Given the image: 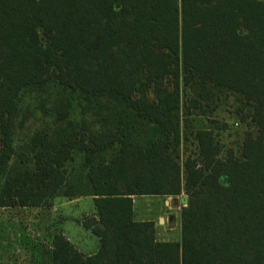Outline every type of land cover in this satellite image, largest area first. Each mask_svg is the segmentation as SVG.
<instances>
[{"label": "trees", "instance_id": "16d2710c", "mask_svg": "<svg viewBox=\"0 0 264 264\" xmlns=\"http://www.w3.org/2000/svg\"><path fill=\"white\" fill-rule=\"evenodd\" d=\"M50 81L109 109L115 126L59 129L13 175L19 97ZM183 84L241 104L239 155L223 159L200 129L198 157L180 163ZM75 151L88 171L71 180ZM1 180L0 208L93 197L82 225L98 252L58 231L49 264H264V0H0ZM183 193L180 242L135 220L134 197Z\"/></svg>", "mask_w": 264, "mask_h": 264}, {"label": "rangeland", "instance_id": "374dc122", "mask_svg": "<svg viewBox=\"0 0 264 264\" xmlns=\"http://www.w3.org/2000/svg\"><path fill=\"white\" fill-rule=\"evenodd\" d=\"M193 99H198L197 107L189 109ZM240 103L231 95L215 93L207 99L206 94L181 86V147L180 163L187 158L198 157L194 134L197 130L208 129L221 145V157L226 158L230 151L239 155V146L249 130V120L240 123L238 112ZM14 145L16 156L10 164V172L33 168L36 154L51 139H55L59 129H81L84 125L92 131L113 129L115 115L98 103L90 106L79 93L69 92L56 81L36 89H25L19 97V112L15 119ZM74 161L68 163L71 180L86 176L88 167L86 156L75 151ZM10 173V174H11ZM5 180L0 181V190ZM78 186V185H77ZM170 199L171 210L164 201ZM188 196L183 193L175 197H137L136 208L139 216L154 219L157 227L173 229L172 238L181 239V211L187 204ZM65 205H63V204ZM68 199L57 197V212L34 208H0V264H49L52 251V236L65 231L78 250L89 256L99 250V239L81 227L77 219H85L89 212L95 211L94 200L84 197L72 204ZM145 210V211H144ZM147 210H150L146 212ZM149 213L150 216L143 217ZM91 217V216H89ZM87 218V217H86ZM139 217V219H141ZM164 231V230H163ZM175 235V237H174ZM166 237L163 233L159 238Z\"/></svg>", "mask_w": 264, "mask_h": 264}, {"label": "crops", "instance_id": "0c3cea01", "mask_svg": "<svg viewBox=\"0 0 264 264\" xmlns=\"http://www.w3.org/2000/svg\"><path fill=\"white\" fill-rule=\"evenodd\" d=\"M137 197H143V196H136V197H134V213H135V220L136 221H138V222H145V221H153V222H155L154 221V219H144V218H141V216H139V214H138V210H137V208H136V198ZM144 197H147V196H144ZM153 197H166V196H153ZM82 198H84V197H80V198H77V199H74V200H69L68 199V203H66V204H72V203H75V202H80L81 200H82ZM90 198H92L93 199V197H90ZM177 198V197H176ZM56 200V199H55ZM55 200H54V203H53V207L52 208H50V209H44V210H49V212H50V214H53V212H57V208H56V206H55ZM94 200V199H93ZM170 199H166L165 201H164V204H165V207L167 208V210H171L172 209V206H171V203H170V201H169ZM63 204V203H62ZM63 205H65V204H63ZM37 209H41V208H37ZM41 210H43V209H41ZM145 211V210H144ZM143 211V213H142V216L143 217H148V216H150L149 215V213H147V214H145V212ZM148 211H150V210H147L146 212H148ZM94 214H95V211H92V212H89L88 214H86V216L84 217V218H86V217H89V216H94ZM139 217L141 218V219H139ZM83 220L84 219H77V222H78V224L81 226V227H83V225H82V222H83ZM161 220H164V226H162V228H158L157 227V225H156V231H157V239H158V241H161V242H180L181 241V239H177V238H179V237H176V240H174V238H172V234L171 233H169V232H172V230L173 229H167L166 228V225H167V223L169 222V219L167 218L166 219V217H162V218H160L159 219V222L161 223ZM156 224V223H155ZM84 228V227H83ZM164 230V231H163ZM59 231L61 232V233H63L69 240H70V242L73 244V242H72V240H71V238L67 235V233L65 232V231H63V230H61V229H59ZM163 233L165 234V236L166 237H164V238H159L160 236H162L163 235ZM174 237H175V235H174ZM182 237V236H181ZM75 247H76V245L75 244H73ZM77 248V247H76ZM78 249V248H77ZM80 251V250H79ZM81 252V251H80ZM81 253H83V252H81ZM84 254V253H83ZM91 255H94V254H91ZM91 255H89V256H91Z\"/></svg>", "mask_w": 264, "mask_h": 264}]
</instances>
